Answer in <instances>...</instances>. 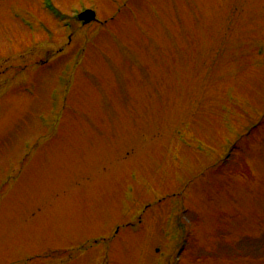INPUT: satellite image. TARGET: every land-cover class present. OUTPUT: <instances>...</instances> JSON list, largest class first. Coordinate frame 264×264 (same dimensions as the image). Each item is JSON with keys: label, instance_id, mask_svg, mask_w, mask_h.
Wrapping results in <instances>:
<instances>
[{"label": "rangeland", "instance_id": "374dc122", "mask_svg": "<svg viewBox=\"0 0 264 264\" xmlns=\"http://www.w3.org/2000/svg\"><path fill=\"white\" fill-rule=\"evenodd\" d=\"M51 1L0 0V264H173L180 214L264 264V0Z\"/></svg>", "mask_w": 264, "mask_h": 264}, {"label": "water", "instance_id": "95a60500", "mask_svg": "<svg viewBox=\"0 0 264 264\" xmlns=\"http://www.w3.org/2000/svg\"><path fill=\"white\" fill-rule=\"evenodd\" d=\"M94 14L90 11H86L80 15V18L84 19L85 22H88L93 19Z\"/></svg>", "mask_w": 264, "mask_h": 264}, {"label": "bare ground", "instance_id": "6f19581e", "mask_svg": "<svg viewBox=\"0 0 264 264\" xmlns=\"http://www.w3.org/2000/svg\"><path fill=\"white\" fill-rule=\"evenodd\" d=\"M51 3H52V1H51ZM53 4V3H52Z\"/></svg>", "mask_w": 264, "mask_h": 264}]
</instances>
